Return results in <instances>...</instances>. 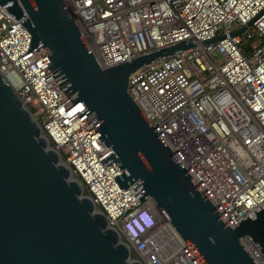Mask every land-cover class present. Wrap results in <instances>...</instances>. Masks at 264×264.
<instances>
[{"label": "built area", "instance_id": "built-area-1", "mask_svg": "<svg viewBox=\"0 0 264 264\" xmlns=\"http://www.w3.org/2000/svg\"><path fill=\"white\" fill-rule=\"evenodd\" d=\"M62 1L102 68L192 39L193 48L134 71L128 91L230 226L264 204V0ZM11 4L0 6V73L109 225L144 264H202L150 197L140 201L135 184L120 189L119 164L100 162L113 150L98 122L62 92L42 45L27 53L32 34ZM241 242L264 264L251 237Z\"/></svg>", "mask_w": 264, "mask_h": 264}, {"label": "water", "instance_id": "water-1", "mask_svg": "<svg viewBox=\"0 0 264 264\" xmlns=\"http://www.w3.org/2000/svg\"><path fill=\"white\" fill-rule=\"evenodd\" d=\"M9 2L8 12L32 34L27 53L42 45L40 54L51 61L44 67L62 92L74 104L84 102L83 118L98 122L113 150L100 162L119 164L120 189L135 184L140 201L150 197L202 264H257L241 239L251 237L264 254V204L230 226L128 91L134 71L193 48L192 39L102 68L62 0H0V6ZM132 255L0 73V264H144Z\"/></svg>", "mask_w": 264, "mask_h": 264}, {"label": "rangeland", "instance_id": "rangeland-1", "mask_svg": "<svg viewBox=\"0 0 264 264\" xmlns=\"http://www.w3.org/2000/svg\"><path fill=\"white\" fill-rule=\"evenodd\" d=\"M33 108H34V114L37 116L39 114V112L41 111L40 110L41 109V106L34 105Z\"/></svg>", "mask_w": 264, "mask_h": 264}, {"label": "trees", "instance_id": "trees-1", "mask_svg": "<svg viewBox=\"0 0 264 264\" xmlns=\"http://www.w3.org/2000/svg\"><path fill=\"white\" fill-rule=\"evenodd\" d=\"M122 239L125 240V237H122ZM132 257H133V258H137V255L134 253V254L132 255Z\"/></svg>", "mask_w": 264, "mask_h": 264}]
</instances>
